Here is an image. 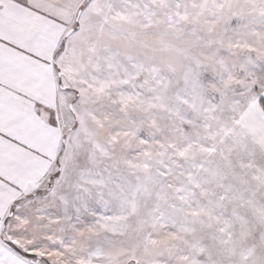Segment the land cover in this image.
Returning <instances> with one entry per match:
<instances>
[{
	"label": "snow or ice",
	"instance_id": "obj_1",
	"mask_svg": "<svg viewBox=\"0 0 264 264\" xmlns=\"http://www.w3.org/2000/svg\"><path fill=\"white\" fill-rule=\"evenodd\" d=\"M0 264H264V0H0Z\"/></svg>",
	"mask_w": 264,
	"mask_h": 264
}]
</instances>
